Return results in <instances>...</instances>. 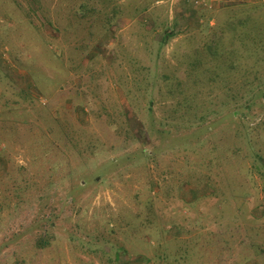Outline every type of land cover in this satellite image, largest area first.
<instances>
[{
  "label": "rangeland",
  "instance_id": "1",
  "mask_svg": "<svg viewBox=\"0 0 264 264\" xmlns=\"http://www.w3.org/2000/svg\"><path fill=\"white\" fill-rule=\"evenodd\" d=\"M0 264H264V0H0Z\"/></svg>",
  "mask_w": 264,
  "mask_h": 264
},
{
  "label": "built area",
  "instance_id": "2",
  "mask_svg": "<svg viewBox=\"0 0 264 264\" xmlns=\"http://www.w3.org/2000/svg\"><path fill=\"white\" fill-rule=\"evenodd\" d=\"M203 2H205V1H203Z\"/></svg>",
  "mask_w": 264,
  "mask_h": 264
}]
</instances>
